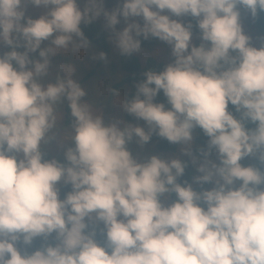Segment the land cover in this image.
<instances>
[{"label":"clouds","instance_id":"obj_1","mask_svg":"<svg viewBox=\"0 0 264 264\" xmlns=\"http://www.w3.org/2000/svg\"><path fill=\"white\" fill-rule=\"evenodd\" d=\"M243 15L264 0H0V264H264V35ZM101 17L120 56L154 39L167 62L96 93L77 71ZM153 136L179 155H134Z\"/></svg>","mask_w":264,"mask_h":264},{"label":"rangeland","instance_id":"obj_2","mask_svg":"<svg viewBox=\"0 0 264 264\" xmlns=\"http://www.w3.org/2000/svg\"><path fill=\"white\" fill-rule=\"evenodd\" d=\"M117 0H105V7L108 10H111L116 6ZM35 15H38V12L35 13ZM243 24L245 27L246 32L251 35L254 40L263 35L261 34L255 25V20H252L251 18L247 17L246 15L242 16ZM101 26L104 28V21L103 17L97 20ZM124 27L123 21L121 22L120 25H118V30L122 29ZM108 34V39L109 40V33ZM194 36V43H196L198 40ZM109 56H108V63L104 64L102 67L98 68L96 73L89 79L86 83V85L92 87L96 93L102 92L108 88H110L121 76L122 72L120 71V66H119V52L115 49L114 45L109 43ZM158 54L156 56H153L155 52ZM100 51L97 50L95 46H91L90 49L87 52V55L84 57L82 61H78V71L77 75L79 79L83 77L93 66L95 61L92 59V56L95 55ZM139 63L141 66L145 65V61L148 57L154 58L157 61L160 62H167L169 56H170V49L168 46L162 44L161 42L157 41L155 45L151 47H146L142 48V54L136 55ZM123 118L125 119V113L117 106H115L112 102V99L107 100V106L105 109V118L110 119V118ZM126 120V119H125ZM143 126V123H135ZM131 150L133 151L134 155H138L140 157L152 155V154H158L161 155L162 157H170V156H175L179 155V146L177 147V150L174 153H166V154H160L155 150V146L153 143H150L148 145H145L143 148H140L137 146L135 143L131 144L129 146ZM51 156H57L58 158L62 159V155L58 154L57 151L55 150V146L53 145L51 150L49 151V157ZM193 174L194 169H193Z\"/></svg>","mask_w":264,"mask_h":264},{"label":"trees","instance_id":"obj_3","mask_svg":"<svg viewBox=\"0 0 264 264\" xmlns=\"http://www.w3.org/2000/svg\"><path fill=\"white\" fill-rule=\"evenodd\" d=\"M193 25H195V21H192ZM255 25L257 30L264 35V17H259L255 20ZM85 35L90 39L91 46H95L98 51H103L107 54V57L109 56V44H108V34L107 31L101 26V24L96 21L94 22L90 27L85 28ZM198 35V30L194 27V36ZM157 40L149 39L148 41H144L142 43V48L151 47L155 45ZM197 44L199 41L196 42ZM157 63H163L160 61L155 60L154 58L148 57L145 61V65L141 66L139 63V60L137 56L132 57H122L119 54V66L120 71L122 72V76L111 86V87H121L124 83L127 84V86L131 89L133 84V76H135V79H140V74L145 70L146 67H150L153 64ZM105 63L101 61H95L91 69L83 75V77L80 79L82 83H86L91 77L96 73L98 68L102 67ZM134 90V89H133ZM158 100H163L162 95L158 98ZM126 121L130 123H143L142 121H137L133 117L128 116L125 114ZM206 137L203 136L202 133H200L199 130L195 133V144L199 146H203L206 144ZM150 143H153L155 146V150L160 154H166V153H174L177 150V145H171L167 141L160 139L156 136H153L152 141ZM149 143V144H150ZM186 159V158H185ZM250 161H245V163H249ZM187 175L190 177L193 175V169L189 168L186 170ZM70 190L69 188L62 189L61 196L63 197L64 192ZM40 241L37 240L34 244V247L39 246Z\"/></svg>","mask_w":264,"mask_h":264}]
</instances>
